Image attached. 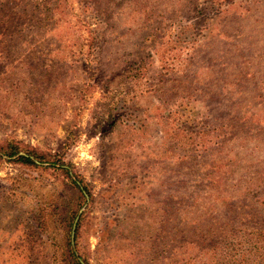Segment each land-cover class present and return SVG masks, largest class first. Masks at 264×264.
<instances>
[{
	"label": "rangeland",
	"instance_id": "obj_1",
	"mask_svg": "<svg viewBox=\"0 0 264 264\" xmlns=\"http://www.w3.org/2000/svg\"><path fill=\"white\" fill-rule=\"evenodd\" d=\"M5 141L0 264H264V0H0Z\"/></svg>",
	"mask_w": 264,
	"mask_h": 264
},
{
	"label": "trees",
	"instance_id": "obj_2",
	"mask_svg": "<svg viewBox=\"0 0 264 264\" xmlns=\"http://www.w3.org/2000/svg\"><path fill=\"white\" fill-rule=\"evenodd\" d=\"M26 148L28 149V150H26V154H20L21 153L20 151H22V150H20L18 144L11 143V142H6V141L2 142V143H0V159L3 157L2 153H5L6 155H9V156H14V155H19L20 154L19 157H18V160L24 161L25 163L36 164L34 162V160L32 159V156L34 155L35 157L42 158L43 154H39L38 151L35 148H29V147H26ZM52 164H53L52 166L60 168L62 171L66 172L67 175H69L71 177V174H70V171H69L68 167L65 166V162L58 164V162L52 161ZM73 182L76 183L75 180H73ZM76 185H77V183H76ZM78 187H79L78 188L79 192L75 194L76 195V199L79 198V197L83 198V195H84L83 190L80 188V186H78ZM73 214L74 215H72L69 229H72V226L74 224V220H75L76 215H77V211L75 210ZM78 230H79V227L76 229V232H75L76 233L75 234L76 240L78 238ZM71 233H70V237L68 238V244L70 246L71 255L73 256L74 259H76V255H75L76 252L72 248V239H71L72 238V234ZM75 262L78 263V264H82L78 260H75Z\"/></svg>",
	"mask_w": 264,
	"mask_h": 264
},
{
	"label": "water",
	"instance_id": "obj_3",
	"mask_svg": "<svg viewBox=\"0 0 264 264\" xmlns=\"http://www.w3.org/2000/svg\"><path fill=\"white\" fill-rule=\"evenodd\" d=\"M77 220H78V218H77ZM75 227H76V223H75ZM73 239H74V233H73Z\"/></svg>",
	"mask_w": 264,
	"mask_h": 264
}]
</instances>
